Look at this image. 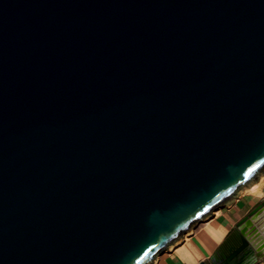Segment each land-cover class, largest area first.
Instances as JSON below:
<instances>
[{"label":"water","instance_id":"water-1","mask_svg":"<svg viewBox=\"0 0 264 264\" xmlns=\"http://www.w3.org/2000/svg\"><path fill=\"white\" fill-rule=\"evenodd\" d=\"M262 173L264 0H0V264H153Z\"/></svg>","mask_w":264,"mask_h":264},{"label":"crops","instance_id":"crops-1","mask_svg":"<svg viewBox=\"0 0 264 264\" xmlns=\"http://www.w3.org/2000/svg\"><path fill=\"white\" fill-rule=\"evenodd\" d=\"M260 206H264V173L242 187L231 202L200 223L189 239L172 251L159 255L153 264L209 263L218 251H226L228 240L238 245L237 238L231 239L234 231ZM252 264H264V250L254 251Z\"/></svg>","mask_w":264,"mask_h":264},{"label":"bare ground","instance_id":"bare-ground-1","mask_svg":"<svg viewBox=\"0 0 264 264\" xmlns=\"http://www.w3.org/2000/svg\"><path fill=\"white\" fill-rule=\"evenodd\" d=\"M263 224H264V223H263ZM263 224H262V225H263ZM262 225H261V226H262ZM253 226H255L254 223H253V220H250L249 223H247V224H245V225L243 226V228H242V229H243V233H244L245 235H247L249 238H251V241L255 244V246H256L258 249H260V251H263V250H264V225H263V227H262L261 229H259L257 235L252 236V234H251L250 232H251ZM190 236H191V234L186 235V236L184 237V240L189 239ZM176 247H177V246L173 247V248L171 249V251H172L173 249H175ZM262 248H263V249H262Z\"/></svg>","mask_w":264,"mask_h":264},{"label":"flooded vegetation","instance_id":"flooded-vegetation-1","mask_svg":"<svg viewBox=\"0 0 264 264\" xmlns=\"http://www.w3.org/2000/svg\"><path fill=\"white\" fill-rule=\"evenodd\" d=\"M237 246L238 245L234 244L233 240H231L226 251H225V249H223L224 253H223V255H220V258H225L227 255L230 254V250L237 247Z\"/></svg>","mask_w":264,"mask_h":264}]
</instances>
